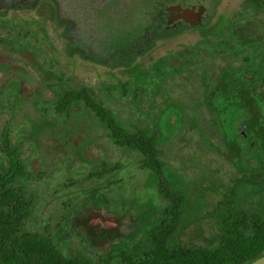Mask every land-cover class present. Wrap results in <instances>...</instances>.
I'll list each match as a JSON object with an SVG mask.
<instances>
[{
  "label": "rangeland",
  "instance_id": "374dc122",
  "mask_svg": "<svg viewBox=\"0 0 264 264\" xmlns=\"http://www.w3.org/2000/svg\"><path fill=\"white\" fill-rule=\"evenodd\" d=\"M108 4L97 9L98 17L104 18L108 12L112 14L115 11L114 5ZM244 5V0H230L221 12L235 14ZM21 16L26 19L32 17L28 13L7 11L3 18H8L0 19V51L7 50L13 57L23 56L28 60L33 59L27 57L29 54L39 55L44 69H52L60 76L59 66L54 60L55 50L49 42L43 46H39L42 42L32 46L30 42L21 43L18 40L17 35L21 33L18 30L22 28L19 24ZM237 17L252 22L255 33L264 34V11L248 9L245 14H237L234 18ZM137 26L135 23L132 31H120V35L111 39L112 44L131 41L137 35ZM36 38L47 41L42 33ZM196 38L194 34H186L182 41L192 42ZM176 47L172 42L161 44L151 59L165 54L166 49L175 50ZM74 59L78 67L69 68L74 74V84L96 87L97 98L106 108L116 105L120 108L119 104H128L136 118L129 117L128 122L135 124L137 129L141 123H148L152 132L160 133L158 137L165 140L161 149L164 165L160 169L161 174L141 169L139 163L142 157L139 154L113 152V147L103 137L102 147L109 148L108 152L115 156L118 166L117 170L109 172L108 165L111 163L99 147V121H93L90 113V116H85L86 113L78 108L72 112L73 121L62 132L59 130L62 124L54 125L58 129L42 131L36 145L40 151L32 154V143L37 139L30 138V133L36 124L44 121L36 99L44 96L49 100L52 95L43 92L33 97L35 99H28L31 95L27 94L24 84L20 82V92L25 98L21 105H17L20 101L18 98H12L8 93L0 102V136L6 133L11 141L17 142L21 155L33 171L43 169L40 174H34L35 177L30 176L29 196L35 204L34 213L27 224L30 229L39 231L45 228L52 234L62 229L57 238L60 244L70 242L82 247L85 254L94 256L107 249L110 243L130 240L135 232L148 231L158 222L164 203L158 192L161 187L169 193L178 191L185 201L179 231V241L185 244L214 245L220 223L228 219L222 216L228 214L242 213L250 220L264 222V146L253 149L254 154L260 153L254 158L235 157L231 166L229 160L205 148L204 145L211 148L209 142L203 145L198 134L188 125H184L176 137H172L180 124L176 114L177 110L185 107V93L198 90L195 78L185 83V92L183 79L173 77L171 69L164 64H160L158 69L152 65L145 68L133 64L129 68L135 72L118 79L97 77L93 71L97 69L102 75V67ZM151 59H143V64ZM58 60L67 61L64 54L59 55ZM217 64L222 63L217 61ZM163 78L168 83L162 81ZM6 80H0V86ZM8 91L13 92L12 89ZM42 105L45 106L39 103L40 107ZM190 107L194 109L193 105ZM173 111L176 114L171 116ZM243 124V121L238 122L235 129L240 137L245 138L247 135L239 134ZM253 141L255 139L252 138L236 140L243 152L246 145H254ZM239 165L246 168L244 177L235 171ZM256 167L258 170L251 174V169ZM26 173L29 175L28 171ZM256 175L257 178L254 177ZM89 176L93 178L89 180Z\"/></svg>",
  "mask_w": 264,
  "mask_h": 264
},
{
  "label": "trees",
  "instance_id": "16d2710c",
  "mask_svg": "<svg viewBox=\"0 0 264 264\" xmlns=\"http://www.w3.org/2000/svg\"><path fill=\"white\" fill-rule=\"evenodd\" d=\"M245 7L255 12L264 11V0H248L238 11L239 15L245 14ZM239 17L223 20L229 23V34H223L220 41L226 38L233 41L229 45V67L220 69L218 76L202 81L196 79L198 90L194 93L187 91L185 107L177 110V114L175 111L171 114H176L180 121L172 137L188 125L198 134L203 145L209 142L211 148L204 145L205 148L229 160L231 166L235 157L254 158L260 153L254 154L253 149L264 146V34L255 33L253 23ZM193 69L194 64L179 63L173 72L179 74ZM166 80L162 79L168 83ZM191 80L183 79L184 83ZM95 88H67L56 95V102L38 107L44 121L36 124L30 133V138L37 139L32 143V154L40 151L36 145L42 131L62 124L64 127L59 129L62 132L73 121L72 112L84 107L91 118L101 122V134L113 147V152L137 153L142 157L141 169L161 174L164 165L161 149L165 140L158 137L160 133L152 132L148 123H141L137 129L135 124L128 122L129 117L135 118L128 104H120L125 106L120 109V114L119 109L101 105ZM17 105H21L20 101ZM192 105L194 109L190 107ZM240 121L256 138L253 146L246 145V155L241 154L243 148L236 142L241 138L235 129ZM8 136L6 133L0 136V151H4L7 157L5 161L0 155V264H248L264 254V222L250 220L242 213L222 216L228 219L220 223L212 246L188 245L179 241L181 210L185 201L178 191L169 193L162 187L158 189L164 199L159 220L148 231L135 232L130 240L122 242L109 244L107 241V249L94 256L85 254L82 247L70 242L60 244L57 238L62 229L52 234L45 228L33 231L27 226L35 208L33 198L29 196L30 176L35 177L43 169L34 173L26 158L21 156L17 142ZM99 145L111 163L108 171L117 170L115 156L108 152L109 148L102 147V140ZM251 170L253 174L258 168ZM235 171L242 177L247 172L241 165ZM92 178L88 177L89 180Z\"/></svg>",
  "mask_w": 264,
  "mask_h": 264
},
{
  "label": "flooded vegetation",
  "instance_id": "af4514ba",
  "mask_svg": "<svg viewBox=\"0 0 264 264\" xmlns=\"http://www.w3.org/2000/svg\"><path fill=\"white\" fill-rule=\"evenodd\" d=\"M229 1L0 0V19L8 18H3L7 11H18L32 16L29 19L19 17L22 28L18 30L21 31L17 35L18 40L21 43L30 42L32 46H37L41 42L42 45L39 46H43L49 42L55 50L54 60L59 66L60 73L59 76L52 69H44V65L39 62V55L29 54L27 57L33 59L28 60L23 56L13 57L7 50H1L0 72L3 71V73L1 72L0 80H7L4 85L2 84L3 86H0V102L8 93L12 98L14 96L18 98L21 104L25 98L20 92V82L24 84L27 94L31 95L28 99L43 92L52 95L49 100H46L44 96L36 99L38 107L39 103L56 102V95L67 88L90 89L86 88V84H74V74L71 70L78 67L74 58L85 64L92 63L95 67H102L104 69L102 75L97 69L93 71L97 77L125 78L135 72L129 68L133 64L142 65L145 68L152 65L155 69H158L160 64H164L166 68L171 69L173 77L182 79L200 78L202 81L210 76H218L220 69L229 67L231 57L229 45L233 44L229 38L220 41L223 34H229V23L223 20H232L241 10V8L237 9L235 14L221 12L222 7L228 5ZM247 1L244 0L245 5ZM107 3L109 6L114 5L115 11L112 14L108 12L104 18L98 17L97 9L104 7ZM248 9L250 8L247 7L246 11ZM135 23L139 26H137V35L131 41L112 44L111 39L114 36L120 35L122 30H131ZM40 33L47 41L36 38ZM186 34H194L197 38L192 42H183L182 38ZM171 42L177 46L175 50L166 49L165 54L151 59L157 52L158 46L164 43L171 44ZM219 52L225 54H219ZM61 54H64L67 61L58 60ZM143 59H151V61L143 64ZM217 61L222 64L218 65ZM174 63L194 64V69L176 74L173 72V69L177 67L173 65ZM185 85L184 83L183 90L186 92ZM10 89L13 92H9ZM111 108L120 110L125 109V106L119 108L116 105ZM78 110L85 112V116H90L89 111L84 107ZM92 119L95 121L94 118ZM99 122L98 126H101L99 138L102 140L105 136L102 135L103 126ZM55 129L58 128L55 127ZM244 131L247 136L241 137L242 139L256 140L255 136L246 130V126ZM241 154L246 155L247 152H241ZM0 155L2 160H7L4 151H0Z\"/></svg>",
  "mask_w": 264,
  "mask_h": 264
},
{
  "label": "water",
  "instance_id": "95a60500",
  "mask_svg": "<svg viewBox=\"0 0 264 264\" xmlns=\"http://www.w3.org/2000/svg\"><path fill=\"white\" fill-rule=\"evenodd\" d=\"M244 127L245 124H243L239 130V134H241L242 136H246V133L244 131ZM248 264H264V254L262 256H260L259 258L255 259L254 261L248 263Z\"/></svg>",
  "mask_w": 264,
  "mask_h": 264
}]
</instances>
